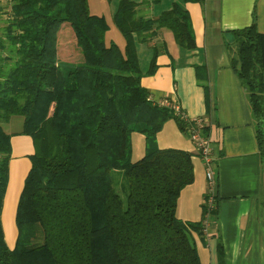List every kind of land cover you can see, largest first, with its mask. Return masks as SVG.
I'll list each match as a JSON object with an SVG mask.
<instances>
[{"label": "trees", "instance_id": "trees-1", "mask_svg": "<svg viewBox=\"0 0 264 264\" xmlns=\"http://www.w3.org/2000/svg\"><path fill=\"white\" fill-rule=\"evenodd\" d=\"M136 6L120 0L114 14L126 38L120 49L105 44L108 25L87 0H0V264H200L192 235L201 222L176 216L179 194L193 182V154L159 149L155 140L169 118L184 131L186 125L151 100L130 42L133 33L152 38L166 28L179 46L193 49V31L179 4L157 18L136 16ZM63 28L73 33L71 60L61 57ZM230 33V65L263 150L264 34L254 21ZM155 56L145 74L153 73ZM13 116L22 117L21 134L31 137L34 153L9 248L1 211L11 148L2 124ZM132 133L145 140L136 161ZM120 172L125 199L114 187Z\"/></svg>", "mask_w": 264, "mask_h": 264}, {"label": "crops", "instance_id": "crops-1", "mask_svg": "<svg viewBox=\"0 0 264 264\" xmlns=\"http://www.w3.org/2000/svg\"><path fill=\"white\" fill-rule=\"evenodd\" d=\"M183 7L189 15L195 47L179 46L166 28L160 29L151 42H140L136 55L141 73V55L150 66L156 52L153 73L145 74L146 68L140 83L154 102L174 101L187 117H201L207 123L204 133L215 154L212 172L216 212L207 234L201 230L192 235L200 264H264V149L257 144L246 91L231 68L226 47L233 39L230 31L247 27L253 21L257 31L264 34V0H203L186 2ZM154 10L151 6L150 13H146L155 17ZM144 44L159 46L149 51ZM22 123V117L13 116L2 124L10 135L11 148L4 198L13 186V217L31 166L28 157L33 153L31 137L21 134ZM135 134L139 133L131 134V149ZM155 140L159 149L175 148L193 154V182L181 190L176 216L182 221L201 222L207 183L192 142L170 118ZM138 147L136 160L144 155V136L143 140L139 137ZM6 245L13 248L12 243Z\"/></svg>", "mask_w": 264, "mask_h": 264}, {"label": "rangeland", "instance_id": "rangeland-1", "mask_svg": "<svg viewBox=\"0 0 264 264\" xmlns=\"http://www.w3.org/2000/svg\"><path fill=\"white\" fill-rule=\"evenodd\" d=\"M137 4L136 6V16H140L143 18H157L160 16L162 11L170 10L174 4H179L183 7L185 4L184 0H130ZM120 4V0H87V7L91 14L102 16L104 20L106 21L108 27L105 30L104 33V42L106 45L114 44L120 49H124L125 46V36L122 34L121 30L117 28V26L114 23L113 17L115 12L117 11ZM158 4H162L160 6H156ZM155 7L154 15L155 17H150L151 15L147 14L146 12L150 13V7ZM184 8V7H183ZM160 12V13H159ZM66 29V30H65ZM69 28H63V32H61L62 37L65 39L64 43L67 45H63V51L64 53H61V57L64 59H74V55L72 51H70L67 46L70 47V43L72 42L73 33L69 30ZM159 31V30H158ZM143 36L146 38L145 41H141ZM153 36L152 38H154ZM152 38L148 37V33L145 35H138V33H133L132 37L130 38V42L134 45V48L137 49V44L140 42H151ZM63 42V39L61 40ZM147 44V43H145ZM143 45L146 47H149V51H152V49H158V46L156 48H153L154 46L149 45ZM159 44V43H158ZM66 48V49H65ZM73 48V46H72ZM76 56L80 59V54L78 50L74 47ZM140 57V68H142V73L144 74V70H148V64H146L143 60L144 57ZM138 57V56H137ZM146 73V72H145ZM173 119V118H170ZM138 135V136H136ZM138 137V138H137ZM143 140L142 134H135L132 138V149H131V158L133 160H136L139 156V147H138V139ZM33 144V143H32ZM138 147V148H137ZM142 146H140L141 148ZM33 153H34V144H33ZM32 153V154H33ZM31 154V155H32ZM30 158L28 157V160ZM30 161V160H29ZM114 187L119 192L122 198L125 199L126 192L122 189L126 188V181L122 176V173L115 175L114 180ZM19 181L16 182V187ZM15 187V188H16ZM16 195V191H14L13 186L12 189L8 191V195L5 198H3V204H2V224L4 227V234L6 238V244L9 245V243H12V246L14 247L16 238H17V227L15 223V216L13 217V206H14V197ZM15 225V226H14ZM14 227L16 231V235L14 234Z\"/></svg>", "mask_w": 264, "mask_h": 264}, {"label": "built area", "instance_id": "built-area-1", "mask_svg": "<svg viewBox=\"0 0 264 264\" xmlns=\"http://www.w3.org/2000/svg\"><path fill=\"white\" fill-rule=\"evenodd\" d=\"M159 106H163L172 111V113L179 117L185 123V132L192 142L197 155L202 161L204 166L205 179L207 183V193L204 198L205 212L201 221V230L207 234L210 224V213L215 207V198L213 194L215 179L212 172V164L215 159L213 144L210 138L204 133L207 123L201 117L189 118L187 117L179 105L174 101L168 99H161L156 101Z\"/></svg>", "mask_w": 264, "mask_h": 264}]
</instances>
